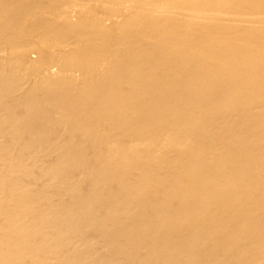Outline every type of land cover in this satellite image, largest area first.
Listing matches in <instances>:
<instances>
[{"label":"bare ground","instance_id":"obj_1","mask_svg":"<svg viewBox=\"0 0 264 264\" xmlns=\"http://www.w3.org/2000/svg\"><path fill=\"white\" fill-rule=\"evenodd\" d=\"M0 264H264V0H0Z\"/></svg>","mask_w":264,"mask_h":264}]
</instances>
